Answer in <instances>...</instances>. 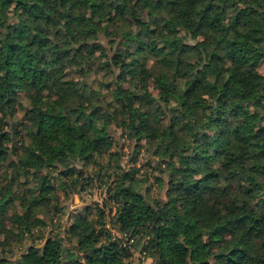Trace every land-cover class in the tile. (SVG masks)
<instances>
[{"label":"trees","instance_id":"1","mask_svg":"<svg viewBox=\"0 0 264 264\" xmlns=\"http://www.w3.org/2000/svg\"><path fill=\"white\" fill-rule=\"evenodd\" d=\"M262 61L264 0H0V166L35 181L17 204L6 173L0 244L22 250L0 264H130L134 246L154 264H264ZM152 79L158 96L135 86ZM115 126L153 144L165 200L122 169ZM55 170L107 193L65 236Z\"/></svg>","mask_w":264,"mask_h":264},{"label":"rangeland","instance_id":"2","mask_svg":"<svg viewBox=\"0 0 264 264\" xmlns=\"http://www.w3.org/2000/svg\"><path fill=\"white\" fill-rule=\"evenodd\" d=\"M260 72L264 73V61L261 62L259 66ZM77 79H83V76L79 73L75 74ZM86 79L92 83L95 89L101 87V82L103 80H107V76L103 75L102 73L91 72V75L85 76ZM130 85V82L127 83V87ZM227 85H238V82L235 78H232ZM135 86L142 90L148 87L151 91L152 95L158 96L159 95V87L156 85L155 80L152 79L148 84L142 83L141 81L135 82ZM24 106H30V102L26 97L22 99ZM24 116V110L22 108L19 109L18 113L16 114V118L20 119ZM114 129V136L116 138V142L123 145V154L121 159L118 161L121 164L123 170H129L135 172V175L143 180V191L145 192L146 196L150 201L155 200H165V191H166V178L167 175L165 172L161 171L158 164V156L155 155L153 152V144H150L143 139L141 141V147L139 152L134 151V146H136V141L131 140L129 137L123 134V130L120 127H113ZM135 142V143H134ZM121 146V145H120ZM136 154V157L133 158V155ZM17 160V159H16ZM166 163H163L164 167ZM21 164L19 165V170L21 172ZM91 168V167H90ZM134 168H136L134 170ZM6 173H9V179L13 178V190L16 203L19 204V199L22 195L23 189L30 185H35V181L33 179V175L30 177H26L25 174L19 176L17 171L14 172L13 167L8 165V162H5V165L0 166V189L3 186L8 185V177ZM15 174L17 177H14ZM55 177V182L57 183L58 187L56 189V197L61 206V210L57 213L51 211V216H53L52 223L50 224H57L55 225L56 230L60 233V235H67V228L70 224V221L73 218V215L79 212H84L82 209L85 205H94L96 203L102 204L103 200L106 198L107 193L105 186L101 183L100 180H95L91 186H89L84 191H76L74 188L66 189L65 187L61 186V182L59 181L60 178H63L62 175L58 170H55L53 173ZM27 179L29 181H27ZM165 179V180H164ZM74 192V193H72ZM18 210L20 207H17ZM13 212L12 208L9 210V214L11 215ZM9 215V216H10ZM50 215H46L45 219L48 220ZM13 221L10 217L7 218L6 225L11 227ZM3 230V228H2ZM66 239H69L68 237ZM40 241L37 240L36 243ZM29 242V241H28ZM133 242V240H131ZM17 243H12L11 245H3L0 244V257H7V258H17L20 255L21 247H17ZM30 244V242H29ZM70 244V243H69ZM133 253L128 259L130 264H154L153 259L149 256H145L144 254L138 251L136 246L133 247Z\"/></svg>","mask_w":264,"mask_h":264}]
</instances>
